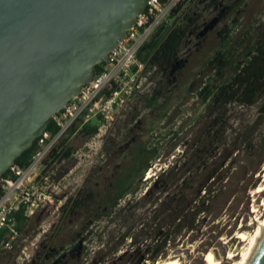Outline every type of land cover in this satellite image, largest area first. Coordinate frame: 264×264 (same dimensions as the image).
I'll return each mask as SVG.
<instances>
[{
	"label": "rangeland",
	"instance_id": "374dc122",
	"mask_svg": "<svg viewBox=\"0 0 264 264\" xmlns=\"http://www.w3.org/2000/svg\"><path fill=\"white\" fill-rule=\"evenodd\" d=\"M212 3L213 0H186L174 15V22L189 25V30L168 73L151 71L149 94L130 100L112 116L109 124L99 123L96 117H90L87 122L83 120L81 128H78L79 122L76 124L78 130L69 146L78 152L67 164L72 173L64 192L68 198L76 199L83 179V198L91 192L89 201L81 203L75 213L62 214L53 208L36 212L17 231L15 238H9V246L0 252V264H37L41 248L52 250L59 246L72 250L68 264H91L105 243L110 251L116 245L122 230L119 209L136 216L149 209L141 197L157 177L163 196L176 192L184 202H191L204 176L215 172H218L213 180L215 193L205 213L197 217L192 229L176 235L165 250L164 260L179 257L183 264H206L204 256L210 248L226 256L229 248L238 246L239 239L224 245L223 237L231 239L242 220L249 223L254 216L252 194L264 178V129L254 136L250 148H239L233 141L236 134L257 118L262 102L251 107L219 108L218 124L223 127L215 143L206 138L213 115L207 114L206 106L188 88L193 81L198 84L201 79L214 77V71L206 63L220 44L232 46L241 41L247 44L249 40L264 38V0ZM169 26L165 25L163 32ZM225 26L230 29L229 34L224 32ZM154 88L162 94L150 104L148 100ZM222 111L225 112L222 114ZM88 126H97L96 133L88 134L85 131ZM142 147H155L156 157L142 178L136 179V192L120 199L115 213L107 217L105 213L114 192L112 182L136 161ZM82 153L81 163L78 157L82 158ZM198 165L202 166L201 170L194 172ZM171 169L173 172L167 174ZM222 175L226 177L220 181ZM124 248V244L119 246L108 259L115 260ZM229 263L230 260H225L223 264Z\"/></svg>",
	"mask_w": 264,
	"mask_h": 264
},
{
	"label": "water",
	"instance_id": "95a60500",
	"mask_svg": "<svg viewBox=\"0 0 264 264\" xmlns=\"http://www.w3.org/2000/svg\"><path fill=\"white\" fill-rule=\"evenodd\" d=\"M146 4L0 0V176L94 79ZM250 264H264V240Z\"/></svg>",
	"mask_w": 264,
	"mask_h": 264
},
{
	"label": "trees",
	"instance_id": "16d2710c",
	"mask_svg": "<svg viewBox=\"0 0 264 264\" xmlns=\"http://www.w3.org/2000/svg\"><path fill=\"white\" fill-rule=\"evenodd\" d=\"M181 1L173 10V14L178 12L183 3ZM219 0H213L212 4H216ZM164 26H160L151 36L150 40L145 43L137 54L138 58L146 61L147 64L163 74H167L176 60V52L183 44L184 38L189 30V25L181 26L177 22H173L164 32ZM224 32L230 33V29L225 26ZM248 33V32H247ZM162 34V35H161ZM206 67L214 71V77L208 76L201 79L198 84L193 81L188 88V92H195V96L206 106L207 114L212 116L210 124L206 130V138L217 143L222 124H218L220 116H218L219 108L226 110L228 105H237L242 107H251L258 101L261 105L258 108V116L247 127H244L240 134H236L234 139L235 146L239 148H250L255 140V135L264 129V38H258L243 44L228 46L227 43L219 45L213 55L207 60ZM102 69V64L96 66L98 74ZM105 93H108L105 91ZM162 92L158 88H154L148 103L152 104L156 101ZM225 111H222V114ZM47 131L55 133L57 128L51 121ZM74 128L70 131V133ZM85 131L93 135L97 131V126H88ZM239 148H235L238 151ZM36 149V140L33 145L22 152L15 159L14 165L25 167ZM72 148L69 146L60 153V158H66L71 153ZM157 149H147L142 147L140 154L136 157V161L127 168L126 172L113 180L112 185L114 192L112 194V202L106 210L105 215L108 217L111 213H115L114 209L118 201L128 194H134L138 187H134L136 179H141L144 172L150 167V161L155 159ZM202 166L198 165L194 169L200 171ZM171 169L167 174H171ZM7 173H4L5 176ZM218 176V172L206 174L203 178V184L196 192L195 199L191 202H184L176 192L170 195L162 193L158 187L161 185L159 177L147 186L141 202L147 204L149 209L140 215L127 214L122 208L117 211L122 230L118 233V241L110 251L105 243L95 253L91 264H155L159 260H164L165 250L170 243L173 242L176 235L183 230L193 228V224L197 217L203 215L206 211V205L210 197L215 193L213 180ZM226 175H222L220 181ZM91 198V192L85 194L84 203ZM82 195L78 194L77 198L69 205L68 211L73 212L81 205ZM129 210V209H128ZM15 218V229L20 232L28 218L23 216L21 210L13 214ZM134 217L136 220H134ZM135 221V222H134ZM137 222H141L137 224ZM7 230H0V252L2 246L8 242L6 236ZM122 244L125 248L121 254L114 260L110 261L108 257L114 255L117 248Z\"/></svg>",
	"mask_w": 264,
	"mask_h": 264
},
{
	"label": "built area",
	"instance_id": "2783aa9c",
	"mask_svg": "<svg viewBox=\"0 0 264 264\" xmlns=\"http://www.w3.org/2000/svg\"><path fill=\"white\" fill-rule=\"evenodd\" d=\"M181 1L147 0L146 9L111 50L101 71L52 118L56 132L45 130L36 139V149L29 163L25 167L13 164L5 176H0V230L6 229L8 238L2 249L9 246V238L17 235L15 212L21 210L26 218L41 209L68 212L75 197L68 198L64 192L72 173L67 164L78 151L72 150L66 158H60V153L69 147L71 137L83 126V120L87 122L90 117H96L99 123L109 124L112 116L130 100L150 93L149 75L153 68L137 54L160 26H171L178 13L173 14V10ZM78 122L80 126L75 128ZM80 157L82 163L83 153Z\"/></svg>",
	"mask_w": 264,
	"mask_h": 264
},
{
	"label": "bare ground",
	"instance_id": "6f19581e",
	"mask_svg": "<svg viewBox=\"0 0 264 264\" xmlns=\"http://www.w3.org/2000/svg\"><path fill=\"white\" fill-rule=\"evenodd\" d=\"M252 197L254 203L251 213L254 216L249 220V223L243 219L238 226L237 233L231 239L223 237L226 240H224V245L234 241V238L239 239L238 246L234 249L229 248L226 256L217 253L214 248H210L204 256L206 264H223L225 260H230L229 264H250L262 240H264V178L258 183ZM158 264L183 263L179 257H172L162 260Z\"/></svg>",
	"mask_w": 264,
	"mask_h": 264
},
{
	"label": "flooded vegetation",
	"instance_id": "af4514ba",
	"mask_svg": "<svg viewBox=\"0 0 264 264\" xmlns=\"http://www.w3.org/2000/svg\"><path fill=\"white\" fill-rule=\"evenodd\" d=\"M139 154H140V150L136 154V157ZM81 195H82V203H83V179L81 182ZM76 211L77 210L73 211L72 213H75ZM82 219H83V214H82ZM71 256H72V250L65 246H59L57 249H52V250L41 248V250L37 254V260H38L37 264H68Z\"/></svg>",
	"mask_w": 264,
	"mask_h": 264
}]
</instances>
